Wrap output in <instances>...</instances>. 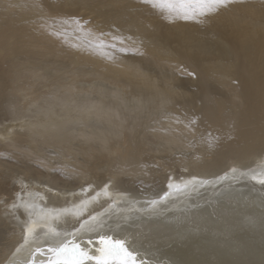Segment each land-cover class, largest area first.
<instances>
[{"label": "bare ground", "instance_id": "1", "mask_svg": "<svg viewBox=\"0 0 264 264\" xmlns=\"http://www.w3.org/2000/svg\"><path fill=\"white\" fill-rule=\"evenodd\" d=\"M69 17H79L84 31L63 25ZM168 17L152 0H0V264H27L30 225L78 228L76 217L50 214L81 201L82 219H103L122 213L121 194L140 201L139 209L170 191L168 183L228 173L207 185L213 190L239 174L232 167L252 166L240 173L255 181L220 187L230 201L205 200L196 218L140 214L144 226L118 235L158 245L137 244L148 258L159 249L156 261L264 264V0H236L204 24ZM100 33L106 47L90 48ZM114 36L132 37L144 55L121 52ZM192 117L199 118L194 130L185 126ZM207 133L219 137L212 148ZM197 190L169 198L194 206ZM217 218L243 238L221 242L218 232H206ZM178 238L189 247L197 239L199 248L180 254Z\"/></svg>", "mask_w": 264, "mask_h": 264}, {"label": "snow or ice", "instance_id": "2", "mask_svg": "<svg viewBox=\"0 0 264 264\" xmlns=\"http://www.w3.org/2000/svg\"><path fill=\"white\" fill-rule=\"evenodd\" d=\"M153 4L168 10L169 19L176 18L183 19L184 21H196L197 23L204 24L205 21L211 19L212 16L218 15L223 9H227L233 5L236 0H152ZM71 23L74 30L83 32L85 24L79 17H69L62 21L63 25ZM54 35H61V31L57 29ZM92 35V33H87ZM105 34L100 33L96 37L95 42L89 43L90 48L96 50H103L105 45ZM113 40H120L121 52L132 51L135 54L144 55L134 42L132 37H119L114 36ZM125 39L131 42V47L125 44ZM111 47L115 48L116 45L112 44ZM109 60H114V56L107 57ZM182 76H195L194 72L183 69L180 73ZM168 117L165 116V119ZM198 117L189 118L188 124L185 125L190 130H194L198 121ZM175 124H182L183 121L179 117H172ZM209 138L206 140L209 148L214 147L213 141H218L219 137H212L211 133L206 134ZM236 168H232L231 172L236 173ZM256 179L255 176L252 177ZM228 179V173L223 177H218L216 181L192 179L184 184L168 183L167 187L170 191H165L159 198L146 200L139 209L136 208L140 201H129L125 194L124 204L128 205V212L126 215L117 213L115 216L109 215L106 218L98 219L96 215H89L87 220L82 219L83 211L87 205V201H81L79 205H73L71 208H64L59 212L50 214V218L59 220L61 216H74L77 218L79 227L73 228L70 233L58 232L52 228L50 224H44L41 227L39 224L36 226H29L25 233V244L29 246L30 259L27 264H176L175 261H152L148 258L147 253H142L139 246H137L135 238L130 235H118L120 232H125L129 222L134 218H138L140 214L148 216L156 215L157 206L167 200L170 195L179 194L181 192L195 191L199 187L220 182ZM111 183V181L109 182ZM264 184V179L260 180ZM109 184L103 186L104 194L108 195ZM87 191V189H83ZM99 193H97V197ZM95 199V198H93ZM115 205L116 202L114 201ZM26 210H31L34 205L24 203L21 205ZM17 207V205H12ZM45 210L40 208V212ZM35 223V222H34ZM38 228L40 231H38ZM46 229V230H44ZM19 251V249H17Z\"/></svg>", "mask_w": 264, "mask_h": 264}, {"label": "rangeland", "instance_id": "3", "mask_svg": "<svg viewBox=\"0 0 264 264\" xmlns=\"http://www.w3.org/2000/svg\"><path fill=\"white\" fill-rule=\"evenodd\" d=\"M150 6H152L153 7V5L152 4H149ZM257 166V165H256ZM232 168H236V173H239V174H235V175H233L232 177H229V180L228 181H226V182H222V186H230V185H238L239 186V183H238V181H240V180H246V183H248V182H250V181H255L256 179H253L252 177L253 176H255L256 177V175H246L245 173H240V172H243V171H246V170H255V168L256 167H254V166H252L251 168H248V169H245V168H239V167H232ZM231 168V169H232ZM231 169H230V173H231ZM248 170V171H249ZM251 177V178H250ZM231 181V182H230ZM234 182V183H233ZM221 186V184H219L217 187H215V188H213V190L212 189H210V188H208L209 186H207V185H205V186H203V187H200L198 190H197V192L196 193H193L194 195V197H196V198H198L199 197V199H198V201L195 203V205L194 206H189V204L187 203V204H183V203H180V201H178V199L177 198H168L167 200H165V201H162L159 205H158V207H157V209L159 210V212H158V210H157V212H158V214H156L157 216H159V215H165L162 219H166L165 217H167L168 218V216H170V215H172V216H175V215H177V214H182V213H185V214H192L193 215V218H196V215H201V213H203V209L205 208V207H208L209 205H208V202L207 203H205V205L202 203V202H204L205 200H212V203H209L210 205H212V204H216V202L218 203H221V202H223L222 200H225V201H230L231 200V193L229 194V193H221L220 191H222L221 189H220V187H222ZM207 188V190H205V188ZM231 187H233V186H231ZM210 190H212V191H210ZM200 191V192H199ZM165 192V191H164ZM199 196H198V195ZM126 196V198L128 199L129 198V196H130V198H132V195H128V194H126L125 195ZM159 196H161V195H154L153 197H151V198H159ZM207 196H209V197H207ZM214 198H216V199H214ZM170 199V200H169ZM171 199H173V201L171 200ZM120 201H121V199H120ZM119 201V202H120ZM214 201H216V202H214ZM177 202V203H176ZM166 203V204H165ZM176 204H177V206H176ZM182 204V205H181ZM168 207V209L170 210H168L167 209V207ZM170 206H172V207H170ZM177 208H176V207ZM122 213L125 211V209L127 208V207H129L128 205H126V204H123L122 205ZM180 207V208H179ZM183 207H185V208H183ZM190 207H192V210H193V212H191L192 210H191V208ZM196 207V208H195ZM138 208H140V207H138ZM190 208V209H189ZM118 209H120V206L118 207ZM163 209V210H162ZM177 209V210H176ZM182 209V210H181ZM196 209H197V211H196ZM127 211H128V208L126 209ZM167 210V211H166ZM199 210V211H198ZM127 211H125V212H127ZM161 211V212H160ZM169 211V212H168ZM186 211H188V212H186ZM118 212H120V210H118ZM118 212H116L114 215H116ZM124 212V213H125ZM196 214H195V213ZM121 213V212H120ZM123 213V214H124ZM113 215V216H114ZM195 216V217H194ZM213 217V216H212ZM142 219H144L141 215L138 217V218H134L131 222H129L128 223V225H127V228L129 227V228H131L132 229V227H133V229H134V227L135 228H138V227H141V225H143L144 223H146V221H144V220H142ZM222 218H217V220L218 221H216V223H214V224H212V225H208L207 224V227L205 228V231L206 232H208L209 231V234H212L214 231L215 232H218V234H216V237L217 238H220V241L221 242H224L223 241V239H227L228 240V242L230 241L231 243H234V242H238V240L240 239V238H243V235H239L240 234V229H239V227H236V226H233L234 224H232V223H228V222H226L224 225H223V223L222 224H220V220H221ZM155 220H157V219H155ZM143 221V222H142ZM138 223V224H137ZM140 223V224H139ZM215 224L216 225H218L217 226V229H215L216 227H215ZM130 225V226H129ZM223 225V226H222ZM144 226V225H143ZM149 226L150 227H153V225L150 223L149 224ZM210 226V227H209ZM215 227L214 229L212 228V227ZM219 226H221L220 227V229L221 228H223V230L224 231H228V232H223V230L221 229V231L222 232H220V229H219V231H217L218 230V228H219ZM213 230H212V229ZM225 228V229H224ZM198 229H200V230H203L204 228H198ZM191 230V229H190ZM194 230V229H193ZM208 230V231H207ZM211 230V231H210ZM234 231H238L239 232V234H235V236L233 237L232 236V233L234 232ZM206 232L205 233H203L205 236L207 235L206 234ZM220 232V233H219ZM209 236V235H208ZM211 237V236H210ZM136 241V244H143L144 246H151L152 248H154V246L156 247V246H158V245H154L153 243L151 244V245H149L148 243H145V241H144V239H142V238H140L139 240H135ZM174 241H178V243L179 244H183V246H180L179 245V247H180V250L183 248V249H187V248H193L194 246L195 247H197V248H199V241L197 240V239H195L194 240V242L192 241V243H190L192 246L191 247H189V245L186 243L187 241H188V239H186V238H184V239H180V238H178V239H176V240H174ZM227 242V243H228ZM23 244V242L20 244V245H22ZM140 248H144V247H140ZM175 248H177V245H176V247ZM176 251H178V250H176ZM25 252L26 251H24L23 253H22V256L25 254ZM180 254H182L183 252H182V250L181 251H178ZM150 255H151V257H149L151 260H154V258L156 257V256H158V257H161V252H160V250L159 249H154V251H152L151 253H149ZM21 256V257H22ZM20 257V258H21ZM154 261H156V260H154ZM250 263H252V262H250Z\"/></svg>", "mask_w": 264, "mask_h": 264}]
</instances>
